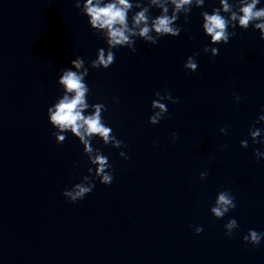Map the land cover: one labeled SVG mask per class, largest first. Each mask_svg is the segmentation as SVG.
Here are the masks:
<instances>
[{"label": "water", "instance_id": "obj_1", "mask_svg": "<svg viewBox=\"0 0 264 264\" xmlns=\"http://www.w3.org/2000/svg\"><path fill=\"white\" fill-rule=\"evenodd\" d=\"M74 4L0 0V264H244L254 246L243 237L249 229L264 232V158L254 156L264 145L248 135L264 129L254 123L264 110L259 31L229 27L236 32L229 43L212 45L219 54L204 53L210 37L200 13L220 7L205 0L187 23L180 15L179 36L156 45L137 38L135 52L113 49L108 69L89 68L88 103L107 107L104 121L127 147L94 138L113 182L97 179L90 194L71 203L62 192L89 167L94 175L95 166L71 133L56 143L47 109L62 95L60 70L76 56L88 66L97 49L107 48ZM194 53L198 68L189 72L183 65ZM157 91L179 102L162 101L168 112L152 125ZM221 190L235 196L236 208L216 219L210 208ZM233 218L239 227L228 237L224 225Z\"/></svg>", "mask_w": 264, "mask_h": 264}, {"label": "clouds", "instance_id": "obj_2", "mask_svg": "<svg viewBox=\"0 0 264 264\" xmlns=\"http://www.w3.org/2000/svg\"><path fill=\"white\" fill-rule=\"evenodd\" d=\"M259 3L260 0H219L220 7L213 8L211 13L202 11V29L204 34L210 37L209 45L203 47L202 51L210 52L213 58L217 56L219 49L212 45L228 44L230 38L236 35L235 31H229V27L235 29L237 25L242 30L252 26L253 30L259 31L260 39L264 40V7H257ZM204 4L205 0H83V3L81 0H75V8L88 17L90 28L101 35L107 48L97 49L96 58L92 59L88 66L84 58L76 56L71 61V67L60 70L57 83L62 89V95L47 109L48 122L55 129L52 135L56 143H64L67 134L71 133L83 146L88 162L95 166L94 175L93 168L89 167V175L82 176L81 182L62 192L68 202L83 200L93 191L97 179L103 185L113 182L112 165L106 155L92 146L94 138L98 137L104 145H111L113 148L127 147L122 140L117 139L112 128L106 125L102 113L107 111V107L103 103H88L90 88L85 80L89 68L108 69L115 62L113 49L127 47L135 52L137 38L156 45L161 37L179 36L182 28L176 22L180 15H183L184 22L187 23L192 8H203ZM153 8L159 9L160 14L153 17L150 13ZM133 9L138 11L129 17ZM192 38L189 36V39ZM197 55L199 53L189 56L183 65L189 72L197 71ZM154 95L156 99L151 102L153 113L149 117V123L152 125L158 124L168 112L166 104L162 101L179 102L178 98L167 91L163 95L157 91ZM113 99L118 102L117 97ZM235 99L239 101L241 97L235 96ZM256 122H264V110L254 123ZM262 131L264 129L255 127L249 129L248 135L253 144L264 145V139H257L261 137ZM220 132L226 135L227 126L222 127ZM178 138L177 133H172L173 142ZM153 143L155 144V141ZM240 146L247 148V140H241ZM119 155L125 160L129 159L123 151ZM254 156L259 160L264 158V152L254 149ZM207 175V171L201 172L200 179L203 180ZM235 199L228 190L218 191L214 206L210 208L211 214L216 219H222L230 210L236 208ZM238 227L236 219H229L224 225L225 235L231 237ZM202 231V227L195 229L196 234ZM262 238L264 232L249 229L243 240L256 247L260 245Z\"/></svg>", "mask_w": 264, "mask_h": 264}]
</instances>
